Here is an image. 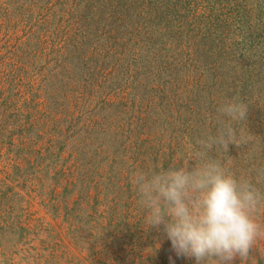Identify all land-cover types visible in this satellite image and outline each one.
<instances>
[{"label":"rangeland","instance_id":"1","mask_svg":"<svg viewBox=\"0 0 264 264\" xmlns=\"http://www.w3.org/2000/svg\"><path fill=\"white\" fill-rule=\"evenodd\" d=\"M146 1L93 27L87 0H0V264H196L143 228L129 176L192 167L229 100L239 138L209 156L264 193V0ZM253 215L232 264H264Z\"/></svg>","mask_w":264,"mask_h":264},{"label":"clouds","instance_id":"2","mask_svg":"<svg viewBox=\"0 0 264 264\" xmlns=\"http://www.w3.org/2000/svg\"><path fill=\"white\" fill-rule=\"evenodd\" d=\"M217 111L223 119L215 133L197 142L189 157L192 167L181 159L179 168L137 170L129 176L143 228L162 230L175 254L192 257L196 264H232L247 256L262 233L253 214L264 193L246 176L234 175L226 162L209 156L211 149L235 144L239 135L232 125L245 119L247 107L229 100Z\"/></svg>","mask_w":264,"mask_h":264},{"label":"trees","instance_id":"3","mask_svg":"<svg viewBox=\"0 0 264 264\" xmlns=\"http://www.w3.org/2000/svg\"><path fill=\"white\" fill-rule=\"evenodd\" d=\"M160 2L161 1L158 0V3H159V5H157L158 7H161ZM146 4H148L146 0H87V6L86 7L90 11L89 14H91L92 16H95V15L99 14L100 12H103L107 15V19L109 20V22L108 21L103 22V19H100V21L97 19L90 21L92 23L93 27H99L97 24L110 25V24H113L114 22H116V20L120 17H123V19H131L132 20L133 18L138 16L136 14V12L142 11V9L146 7ZM150 7H151V5H150ZM75 9H77V8H75ZM169 9L170 8L168 6V10ZM78 12H79V10H78ZM79 13H81V10ZM82 19H83V17L80 15V20H82ZM141 23L142 24L135 26V28L132 27L133 29L130 31L131 35L134 34V31H136L137 28H141L143 30L145 29V31L150 32V30L155 25L153 22L146 21L144 19ZM83 24H84L83 21H81V25H83ZM161 24H164V23H161ZM103 27H100V29L102 30ZM90 31L96 32L93 30H90Z\"/></svg>","mask_w":264,"mask_h":264}]
</instances>
